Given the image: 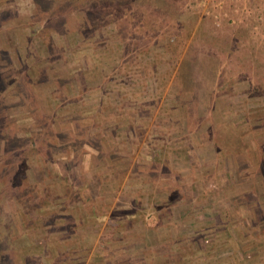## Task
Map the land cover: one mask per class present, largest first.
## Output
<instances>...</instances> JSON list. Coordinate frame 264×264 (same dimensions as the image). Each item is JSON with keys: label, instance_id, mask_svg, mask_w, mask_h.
<instances>
[{"label": "rangeland", "instance_id": "1", "mask_svg": "<svg viewBox=\"0 0 264 264\" xmlns=\"http://www.w3.org/2000/svg\"><path fill=\"white\" fill-rule=\"evenodd\" d=\"M1 9L0 45L38 73L27 95L20 88L27 107L18 94L0 106L15 133L0 134V195L5 212L19 207L0 225L17 235L0 264H169L150 257L176 225L191 247L176 264H264V225L243 221L255 205L236 209L234 197L264 192V0ZM18 103L32 146L16 138L27 128L13 122ZM243 154L257 160L254 179L236 184ZM132 208L119 229L118 210L125 220Z\"/></svg>", "mask_w": 264, "mask_h": 264}, {"label": "trees", "instance_id": "2", "mask_svg": "<svg viewBox=\"0 0 264 264\" xmlns=\"http://www.w3.org/2000/svg\"><path fill=\"white\" fill-rule=\"evenodd\" d=\"M0 22L3 16H5V12H2V9L0 11ZM2 24V23H1ZM2 27V26H1ZM0 27V28H1ZM0 106L2 105L3 101L8 98V99H12L13 100V95L14 94H18L21 97L19 98V100L21 102H24L23 104H26L25 107H27V101L25 100L26 97L25 95H27L29 89H33L34 85L32 84V80L35 78H37V73H31L28 72V70H22L21 67L14 65L12 63V60L10 59V56L7 52V50L0 45ZM29 73V74H28ZM23 92H25V95H23L21 93V89ZM22 94V95H21ZM10 100V102L8 103V105L10 103H12V105L16 106L17 102ZM23 100V101H22ZM20 103V102H19ZM18 103L19 105V113H17L19 115V119L17 118V120L13 121L16 122L19 125H23L25 127H27L26 125V120H24L22 117H24L25 119H28V113L24 112L23 108L21 107V105ZM2 110L0 109V134H1V138H4L5 140L8 138L10 140V137H5L6 134H11L13 131L9 125V121L7 116L1 113ZM29 124L28 127L25 129L27 130V132H25L24 130V134L20 135V136H16V138H20L23 140H28V144L30 146H32V142L30 140H32V131L29 130ZM14 133V132H13ZM15 134V133H14ZM230 137H232L231 135H229ZM3 139V141H5ZM215 139V136L212 137V140ZM35 140V138L33 139ZM11 141V140H10ZM219 141V140H218ZM218 141H216V139L214 140L213 144H218ZM240 142V143H239ZM241 144L242 146V150L245 151V146L244 145V141H238L235 146L237 148V145ZM19 146L20 143H16L14 146ZM216 148V145H214ZM213 147V146H212ZM214 148V149H215ZM248 155V154H247ZM245 156V154H243V163H240L239 161L236 162V164L232 163V167H235L236 172H237V180H236V184H239L241 181H245L247 179H254V176H247L248 175V171H251L252 166L257 162L256 158H249L248 156ZM33 156H29L28 159H32ZM26 163L25 167H24V173L26 174V170L27 168H29L30 163L29 162H24ZM259 177L261 179V183L260 184H264V156L262 157V159L259 160ZM257 167V168H258ZM239 174V175H238ZM21 191L22 192V188H13L12 192H11V197L12 198H16L17 194H15V192L13 191ZM77 193L79 194V190H77ZM258 195V196H257ZM20 197V196H19ZM236 197L237 200V205L236 209L241 208L242 206H248L249 202L251 201V204H249L250 208H253V203L255 205V208L251 209L253 212H249L247 213L246 218L244 217L243 221H246L247 223H251L252 224V228H256V230H261L263 225H264V203H262L261 201H264V192L260 193V190L258 189V187H256V185L252 186L251 190L245 191V192H241L238 196H234ZM233 199V198H232ZM240 199H242L243 201H240ZM167 205V204H166ZM237 206H239L237 208ZM19 208V207H18ZM16 208V209H18ZM13 209L11 212H15V215H18V210ZM16 210V211H15ZM135 209H131L128 210L126 212H128V214H124L126 219L123 220L124 218L120 219V215L119 213L121 212L120 210H118V214H117V222H116V226L120 229H124L126 225H128L129 222L133 221V217L131 214ZM136 211V210H135ZM11 212H5L4 211V204L2 203L1 200V195H0V225L4 224V226L6 227V221L8 219L13 220V216L10 215ZM10 216H9V215ZM137 214V211H136ZM142 216V214H141ZM142 218H144L142 216ZM9 221V220H8ZM9 224V223H8ZM176 230L175 232L178 233V235H169L170 233H168V235H166V237H164L160 242L163 244L162 247L165 248V253L161 252L156 249L153 251V253L151 254L150 260L153 259L154 261L152 262H156L159 261V259L161 260L163 257L162 255H165V258L167 260L170 261L169 264H176L172 258L173 255H183L184 252H190L191 247H189L188 242L187 245L181 243L180 241L178 242V237H182V234L185 233L186 229L185 228H180L179 230H177V225L175 226ZM17 235L12 234V231L9 230L8 232H2V229L0 228V257H5V253L6 252V248L12 244L14 237ZM168 240V242H167ZM8 241V242H7ZM187 241V240H186ZM177 242V247L179 248L178 252H173L170 251V247L166 248L167 245H171L172 243ZM188 246V247H187ZM162 254V255H160ZM64 263V262H63Z\"/></svg>", "mask_w": 264, "mask_h": 264}]
</instances>
